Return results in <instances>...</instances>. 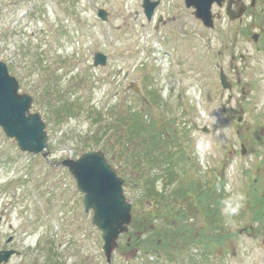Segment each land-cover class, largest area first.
Returning <instances> with one entry per match:
<instances>
[{
  "label": "rangeland",
  "instance_id": "1",
  "mask_svg": "<svg viewBox=\"0 0 264 264\" xmlns=\"http://www.w3.org/2000/svg\"><path fill=\"white\" fill-rule=\"evenodd\" d=\"M158 1L147 20L142 0H0V60L33 97L31 111L48 134L42 157L19 151L0 129V249L14 250L3 264H43L51 243L61 264H107L83 193L61 164L94 149L123 178L131 222L142 228L175 223L161 221L155 200L140 193L145 181L164 190L173 163L163 153L187 157L184 177L175 176L164 196L188 188L183 201L176 195L169 204L191 205L180 220L190 234L166 250L171 258L156 247L143 253L134 244L135 235L146 236L137 223L119 238L111 264H264V0L254 21L247 14L230 21L214 5L213 30L183 0ZM248 2L235 0L233 8ZM98 52L104 65L93 63ZM220 68L230 89L220 84ZM61 98L75 102L56 120L49 106ZM132 113L143 115L147 131H126ZM145 132L166 149L144 144ZM258 208L262 217L251 222Z\"/></svg>",
  "mask_w": 264,
  "mask_h": 264
},
{
  "label": "water",
  "instance_id": "2",
  "mask_svg": "<svg viewBox=\"0 0 264 264\" xmlns=\"http://www.w3.org/2000/svg\"><path fill=\"white\" fill-rule=\"evenodd\" d=\"M223 0H185L186 7L195 9V16L202 23L212 26L211 6L221 5ZM157 2L143 1L146 16L151 17ZM231 17L230 12H227ZM105 20V13L98 10ZM94 65H104L105 55L96 53ZM223 87L229 83L220 74ZM18 82L9 74L7 66L0 61V126L5 135L14 138L21 151L37 154L46 147V123L37 112H30L33 98L27 93H18ZM48 152L42 153L46 156ZM61 164L67 167L75 179L76 187L83 193L84 211L92 210L91 225L100 231L101 250L107 264H111L113 251L118 248V238L128 231L131 222V203L123 193V179L107 161L101 150L85 151L78 158H66ZM9 238L8 240H10ZM13 251H0V263L7 261Z\"/></svg>",
  "mask_w": 264,
  "mask_h": 264
},
{
  "label": "trees",
  "instance_id": "3",
  "mask_svg": "<svg viewBox=\"0 0 264 264\" xmlns=\"http://www.w3.org/2000/svg\"><path fill=\"white\" fill-rule=\"evenodd\" d=\"M155 94V93H154ZM152 92H150V98H153V99H156V94L154 95ZM59 99V98H58ZM57 99V100H58ZM74 102H70L68 101L67 99H60L58 100L56 103H54L53 105L49 106L50 108V112L52 110V113H53V116L56 118V120L60 118V116L62 115L61 114V111L63 112H66V111H70V109L73 108L74 106ZM64 110V111H63ZM72 111V110H71ZM129 111V110H128ZM129 113V112H128ZM133 115H135L134 113H132L130 115V117H126V123L124 124H130V127H127L126 128V131L127 132H131L132 134L135 133V131H147V127L144 126V129H142V124H143V115L142 117H140L139 113H138V117L139 119L136 117H132ZM145 116V115H144ZM117 117V118H116ZM115 117V122L113 124H118L120 123V119L118 116ZM133 120V121H131ZM149 120V119H148ZM131 121V122H130ZM146 122V121H145ZM149 124V123H148ZM146 124V125H148ZM140 126V128H139ZM138 127V128H136ZM114 128L116 129V126L114 127H111V130L114 131ZM133 128V129H132ZM136 128V130L134 131V129ZM146 129V130H145ZM129 133H125L126 135H129ZM99 134V133H98ZM157 138V134L155 132H149V133H146L145 132V139H144V144L145 143H153V145H155V149H153L154 151L155 150H158L159 148H162V149H166V148H163V146H160V147H157L156 144H155V140ZM94 140V143L97 144V139L93 138ZM171 143V142H170ZM164 144V143H162ZM165 146V144H164ZM90 148V147H88ZM150 148L146 149V154L145 156L147 155L148 157L151 156L153 154V152H151V150H149ZM180 152V156H178L176 158V161L174 160V154ZM176 153H163L162 154V160H171L172 163H173V167H172V170H171V173H170V177L168 179V181L166 182L165 184V187H164V192L163 191H159V190H155L154 189V186H152L150 188L149 186V183L148 181L144 182L143 183V186H142V193H140V195L144 197H146L147 199H149V201L151 200H155V206H158L156 207V210H158L157 212L163 214L162 216L159 215L160 220L161 221H166V220H171V221H175V223H173L172 225H161L159 227H151L150 226V223L149 225H147L145 228H142L143 225H142V222L140 223L139 225V220L137 219H133L131 224H130V230H134L137 223H138V226L141 227L139 228L138 230L139 231H145L146 232V236L145 237H142L141 235V238H137V235H135L134 237V244H137L138 246L141 245V249H143V253L147 252L149 253V250L148 249H153V248H159L161 250H168L170 247H174V246H177L178 244H180L181 242L180 241H185V239H183L182 236L184 235H181L182 233H186V234H190V227H188L189 224L187 225H182L181 224V221L182 219H187L188 218V215L191 213V205L188 203L189 207L187 208H175V210H173L171 207H170V204H169V200L172 199V198H175L176 195H179V199L183 201V198L185 197L186 193L188 192V188H184V189H180L177 191V187L175 188L174 191H170L171 193L167 194L168 196H164L165 194V191L167 190V186L173 184L174 182V179H175V176H180L182 174H185V171H187L183 166L185 164V160H186V156L185 154L180 150V151H176ZM170 164V163H169ZM177 164H178V167H177ZM167 171V169H166ZM121 175H123L124 173H120ZM125 175V174H124ZM172 176H174L172 178ZM172 178V179H171ZM180 182V181H179ZM153 185V184H151ZM200 198V200H202L203 198V193L201 194H197V198ZM192 200V199H191ZM186 203V202H184ZM152 206L153 204L150 203ZM192 204V203H191ZM154 207V206H153ZM134 209V208H133ZM261 210V208H258L257 211L256 209H254V212H252V214L254 213V216L252 217L253 220H251V222H254L256 220H259L261 219L262 215L261 214H258L259 211ZM209 214L210 213H214L215 210L214 209H209ZM215 215V214H213ZM134 217V214L132 216V218ZM155 218V217H154ZM137 220V221H136ZM210 220V219H209ZM217 220V219H216ZM218 224H219V221L217 220ZM190 226V225H189ZM139 235V234H138ZM137 238V239H136ZM141 242V243H140ZM206 248H208V243H206L204 245ZM193 248V247H192ZM182 251V248H177V252H181ZM208 251V249H207ZM164 252V251H163ZM167 252V256L169 258H171V254ZM165 253V252H164ZM44 263L43 264H61L60 263V257L58 255V248L52 246L51 244L48 246L47 248V251H46V256L44 258Z\"/></svg>",
  "mask_w": 264,
  "mask_h": 264
},
{
  "label": "flooded vegetation",
  "instance_id": "4",
  "mask_svg": "<svg viewBox=\"0 0 264 264\" xmlns=\"http://www.w3.org/2000/svg\"><path fill=\"white\" fill-rule=\"evenodd\" d=\"M253 1V4L251 5V0H250V6H247L246 7V12L247 13H249V14H252V13H254L256 10V8H257V2H258V0H252ZM231 5H232V7L235 5V0H231Z\"/></svg>",
  "mask_w": 264,
  "mask_h": 264
}]
</instances>
